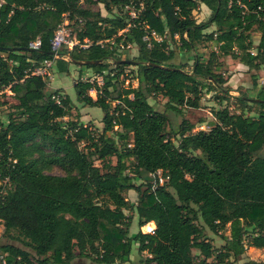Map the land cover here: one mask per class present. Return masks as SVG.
<instances>
[{"label":"trees","instance_id":"trees-1","mask_svg":"<svg viewBox=\"0 0 264 264\" xmlns=\"http://www.w3.org/2000/svg\"><path fill=\"white\" fill-rule=\"evenodd\" d=\"M88 1L109 8L106 0ZM111 2L122 13L104 16L78 0H0V90L10 91L21 116L0 121V225L13 239L0 244V264H83L76 258L125 263L132 243L148 253L141 264H224L247 247L264 248V86L254 96L239 93L238 112L227 106L213 109L207 130L194 131L193 123L182 120L173 131L177 144L166 134L172 126L166 111L148 102L161 95L166 109L176 114L183 107H199L203 91L227 84L216 72L220 56L259 70L264 62V0ZM126 3L140 10L135 25L115 36L124 48L101 47L99 40L126 24ZM200 4L211 11L207 21L195 19ZM65 18L80 41H90L70 52L75 60L130 59V47H138L131 57L138 62L136 87H125L119 79L127 62L106 73L104 63L83 65L104 75L95 97L88 94L90 82L74 85L78 102L101 109V130L64 121L70 97L62 96L59 103L45 97V79L30 74L34 64L52 57L51 39ZM211 24L215 30L207 31ZM146 30L159 37H152L150 47L142 39ZM251 30L259 33L256 46ZM37 36L40 49H28ZM204 42L210 47L207 56L200 52ZM184 54L187 61L180 60ZM69 63L57 59L54 67L66 74ZM250 106L256 115L244 114ZM83 140L88 142L85 150L79 147ZM131 158L134 165L129 167ZM94 159L104 161L103 172L93 166ZM50 165L68 172L46 173ZM157 168L163 170L164 183L153 187L150 182L145 188L134 183L142 170ZM129 189L137 194L131 204L124 196ZM130 209L138 229L154 221V231L129 233L133 216L128 218L125 210ZM203 227L228 232L222 235L221 249L215 251ZM243 264L264 262L248 259Z\"/></svg>","mask_w":264,"mask_h":264},{"label":"rangeland","instance_id":"rangeland-1","mask_svg":"<svg viewBox=\"0 0 264 264\" xmlns=\"http://www.w3.org/2000/svg\"><path fill=\"white\" fill-rule=\"evenodd\" d=\"M107 4L109 5V8H105L103 2L99 3H91L88 0H78V3L83 7H89L92 9L93 12H99L104 16H114L115 14H118L122 10L119 9V6L112 4L111 0H106ZM200 7L197 9V11L194 12L195 19L200 21H207L209 16L211 15V11L202 6V4L199 5ZM124 12V11H123ZM76 28V26L74 25ZM79 29V27H78ZM207 31L215 30V26L211 24L207 29ZM250 35L253 38V45L256 46L258 43V36L259 33L256 30H251ZM203 45L205 47L200 49V52L203 53L204 56H207V54L210 51V47L208 46V42H204ZM151 46V45H150ZM130 52L128 53L131 60H134L131 57H136L138 54V47H130ZM252 51L255 52V49H252ZM73 55L69 53L67 57H64L65 60H69V58H72ZM189 58V56H188ZM187 56L184 54V58L182 57L181 61H187ZM118 59H104L101 63L106 64V68L112 69L114 65L118 62H116ZM136 61V60H134ZM138 62H132L129 66H126L121 69V73L119 74L120 81L122 80L123 86H131L136 87V80H135V70H136V64ZM189 66L188 70H190V66L192 63V59L188 61ZM217 63L220 64L219 67L216 68V72L220 73L223 78L226 79L227 84H224V86L217 87L214 86V89H212L209 93L202 92L201 99L199 101V107L192 108V107H183L181 113H174L170 110H167L165 107V101L166 98L162 97L161 95H153L150 96L148 99V102L153 105V107L156 110L160 111H166L170 118L171 127L166 128V134L167 136L171 137L175 144H177L178 137L173 134V131L177 130L179 128V125L182 120L186 119L188 122L194 124V131L199 129H209L212 125V122L214 121V117L212 115L213 109H218L223 106L229 107L231 112H238L239 111V103L235 100V97L239 95V93H244L246 95L254 96L256 95V89H258L259 86H264V62L261 64V67L259 70L250 69L245 65H242L239 63L236 59L230 57V56H220L217 59ZM71 70V71H70ZM68 73L61 74L56 71V68L53 67L51 71V76L49 78H46V87L44 88L45 97L51 98V95L54 93H57V91L62 90L54 88L59 83H66V92L70 95L73 101H76V94L74 90L73 84L77 82L78 80L84 81L85 78L90 77L94 74L92 69L87 68L83 65L68 64ZM74 73V74H73ZM75 75V78L72 76ZM255 82V87H253V83ZM224 87L225 89H229L230 91H224L222 92L221 89ZM66 95V94H65ZM93 95V94H92ZM217 96L223 97L224 100H220L217 98ZM15 99L12 97L10 91L8 90H0V121H4V123L8 122V119L10 117L19 119L21 118L20 115L17 114L16 108L14 106ZM85 106L82 103L78 102L75 104V108L71 113V117H75L76 115L79 116L81 114L84 115L83 119L93 120L96 123L101 122V115L102 111L98 107H90ZM253 106H250V108L246 109L244 114L246 115H256V112L252 108ZM64 121H66V118H63ZM95 124H93L94 126ZM203 127V128H198ZM38 143H42L41 140H36ZM88 146V142L86 140L79 142V147L83 150L86 149ZM42 149L45 153H49V148L47 146H42ZM199 153L198 151L193 152V154ZM135 159H129L128 165L129 167H132L134 164ZM115 158H110V163L114 164ZM93 166L97 168L99 171L103 172L105 170L104 161L94 159ZM129 171H131L129 169ZM46 173L56 174V175H65L68 171L65 167H62L60 165H50L46 170ZM130 173V172H129ZM153 177L152 175L147 171H141L137 179L135 178L134 183L136 185H139L142 188H145L148 183H152ZM124 196L128 199L129 203H133L136 200L137 194L134 189H129L124 191ZM125 213L128 215V218H131L133 216V210H125ZM136 218V217H135ZM135 220V219H134ZM137 220V218H136ZM198 225H202V222L200 220H197ZM153 228V224L149 223L145 225L142 229H138L137 222L133 224V226L129 229V233L140 231L143 233V231H150ZM204 230V236L211 242L213 247L216 249L215 251L221 249L222 245L224 244V239L222 238V235L228 234L227 231L223 232H212L207 227H203ZM250 231V228L247 229ZM12 235H15L16 233L14 231L10 232ZM13 242V239L10 238V236L3 234V227L0 225V244L6 243V242ZM15 243H19L16 241ZM195 251V250H194ZM1 252H0V260H1ZM148 256L147 252H139L137 249V244L132 243V248L130 252V260L129 262L125 263H116V264H141V260L146 258ZM32 257L36 259L34 254L32 253ZM214 259V258H212ZM210 259V261L212 260ZM248 259H253L256 261L264 262V248H255V247H247L245 253L241 255L239 258L234 259L233 257H229L225 260L224 264H243ZM75 261H78L77 263H83V264H96L94 263L90 258H76ZM213 261V260H212Z\"/></svg>","mask_w":264,"mask_h":264},{"label":"built area","instance_id":"built-area-1","mask_svg":"<svg viewBox=\"0 0 264 264\" xmlns=\"http://www.w3.org/2000/svg\"><path fill=\"white\" fill-rule=\"evenodd\" d=\"M139 5H142V3L140 2ZM123 10L128 16L126 24L123 28L117 31L116 35L99 40L97 43L101 47H107L109 49L115 48L117 51H121L124 48L122 44H118L115 42V36L117 37L123 35L127 31H129L132 26L135 25L133 20L136 19L137 15L139 14L140 8L136 9L132 4L126 3L123 6ZM152 37L157 40L159 39V37H157L154 32H147V30L145 31V34L142 37L143 40L148 41V47H150L151 45L150 41ZM89 44L90 41L87 38H83L82 41L78 39L76 32L70 30L68 26V20L65 18L62 23L57 26L54 35L51 39L52 57L45 59L37 64H34L33 67L30 69V74L40 76L43 79L49 78L51 76V71L55 66L57 59L67 57V54L73 51V49L76 47L86 48ZM40 46L41 39L39 36L28 42V49L39 50ZM251 53H253V51ZM84 81H88L93 84V86L88 90V94L91 97H95L97 93L101 92V87L104 83V75L103 73H94L92 76L85 78ZM61 97L62 96L59 93H54L51 95V99L54 100L56 103H59ZM149 173L153 177V187L156 186V184L164 183V181L166 180V177L161 168H157ZM154 228L155 227L153 226L150 231H143V233H152L154 231Z\"/></svg>","mask_w":264,"mask_h":264},{"label":"crops","instance_id":"crops-1","mask_svg":"<svg viewBox=\"0 0 264 264\" xmlns=\"http://www.w3.org/2000/svg\"><path fill=\"white\" fill-rule=\"evenodd\" d=\"M202 6H204V7H206L204 4H202ZM200 7V6H199ZM207 8V7H206ZM133 47H136V46H133ZM69 54V53H68ZM67 54V55H68ZM62 60H65L64 58H62ZM72 63V62H71ZM73 64H75V63H73ZM71 71V70H70ZM74 74V73H73ZM72 78V81H73V78H75V75L74 76H72L71 77ZM81 81H83V79L81 80ZM76 83V82H75ZM75 83L73 84V86L75 85ZM66 83H64V84H62V83H59L58 85H56L54 88H57V89H61L62 88V90H58L57 91V93H59L61 96H69L70 97V95L66 92ZM260 87V86H259ZM66 94V95H65ZM70 99H71V101H72V106H71V111H70V114L69 115H67V116H65L64 118H66V120L67 119H70V120H73V121H75V120H78V122H80V123H82L83 125H90V126H92V127H94V128H97L98 130H101V128H102V122H100V123H96L95 121H93V120H88V119H83V117H84V115H82L81 116V114L79 115V116H73V117H71V113H72V111L74 110V108H75V104L77 103V100L76 101H73L72 100V98L70 97ZM149 99V98H148ZM88 108H90V107H88ZM91 109V108H90ZM102 116H103V113H102V115H101V118H102ZM93 124H95L94 126H93ZM136 214H134V216H133V218H132V222H131V225H130V228L133 226V224L134 223H136ZM135 219V220H134ZM149 223H152L153 224V226L155 227V223H154V221H149V222H147L146 224H144L143 226H141L140 228L142 229L145 225H147V224H149ZM129 228V229H130ZM139 228V229H140ZM136 232V231H135ZM131 233H134V232H131Z\"/></svg>","mask_w":264,"mask_h":264},{"label":"water","instance_id":"water-1","mask_svg":"<svg viewBox=\"0 0 264 264\" xmlns=\"http://www.w3.org/2000/svg\"><path fill=\"white\" fill-rule=\"evenodd\" d=\"M68 61L75 63V64H78V65H86V64L101 63L103 61V59H99V60H75L73 58H69ZM116 62H118V63H123V62L132 63V62H136V61L131 60V59H118V60H116Z\"/></svg>","mask_w":264,"mask_h":264}]
</instances>
